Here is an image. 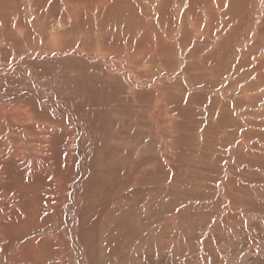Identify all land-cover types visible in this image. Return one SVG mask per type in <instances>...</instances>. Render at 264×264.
<instances>
[{
	"label": "rangeland",
	"instance_id": "1",
	"mask_svg": "<svg viewBox=\"0 0 264 264\" xmlns=\"http://www.w3.org/2000/svg\"><path fill=\"white\" fill-rule=\"evenodd\" d=\"M190 1L183 2L190 5ZM257 1L262 3V10L256 9V15L258 11L259 15L255 21L256 25H259L264 12V0ZM237 3V6L241 7L238 12H245L244 5ZM247 15L234 19L237 21V24H234L238 27L236 34L241 40H246L245 50L254 44V51L242 55L234 44L229 50L230 62L237 56L232 67H228V63H224L222 59L208 62L213 68L226 67L221 74H214L213 81L210 82L222 81L223 74L229 71L230 78L224 81V88L228 91H231L232 87L236 90L241 84L249 87L246 78L252 76L248 75L251 71L245 69L241 74L237 73L238 66L235 64L243 58L239 65L247 64L246 67H249L248 64L254 60V52L264 48V41H258L259 38L244 37L246 34L243 22L247 24ZM230 21L233 22V19ZM208 35L196 41L197 48L202 46V39L208 40ZM224 37L222 39H225ZM253 40L254 43L250 42ZM7 48L5 46L6 51L1 54L3 57L8 53L2 58L3 61L12 55L11 48ZM193 49L195 47L186 46L184 54L189 55ZM15 52L17 53L18 49ZM164 57L162 59L167 61V67L177 65L175 51ZM57 60L52 59L36 65L35 69L38 68L40 73L34 81L25 76L27 81L22 88L32 94L28 97L27 92V98L30 99L21 104L30 111L33 110V118L31 120L22 117L20 122L23 123H12L13 128L18 125L28 126L30 134L34 131L32 124L36 123L34 139L45 142L43 138L53 136L51 146L39 144V147L36 142L35 148L30 149L31 152H38L36 155L41 157L39 161L35 159V153L30 154L27 159L15 158L13 155L10 157L16 147V143L11 139L13 146L10 142L0 146L2 156L7 155L10 159L6 158V161L1 163V166L8 168H5L8 179L2 185L8 192L3 190L4 193H0V196L3 195L0 198V264H264L263 125L259 128L264 116L261 115L264 111V100H258L261 105L257 110H252L249 108L251 104L245 103L243 112L239 111L242 118L250 120L244 129L242 124L240 125V117L235 113L238 106H229L225 101L218 104L220 97L201 86L207 85L208 81L190 76L191 85H200L190 89L183 80H178L176 85L182 96L188 95H185L184 99L180 97L182 104L190 101L189 104L196 103L197 106L185 112L181 106H172L170 122L174 129L171 132L159 129L161 132L158 131L159 135H155L152 133L153 126L143 113L144 106L141 107L139 102L141 97H150L148 92L141 91L136 104L129 99H123L113 106L117 99L119 101L120 97L124 96L128 98V95L121 93L124 89L120 86L109 84L108 79L102 78L101 73L104 71L102 69L101 73L98 72L97 62L87 58L85 61L75 58ZM156 66L160 71L159 66ZM159 71L153 75H158ZM75 83L78 86H75ZM172 87L178 91L175 85L172 84ZM137 93L139 94L138 91ZM228 98L231 102L237 100L236 94H231ZM52 109L57 112H51ZM45 119L51 126L65 124V133H50L43 124L47 122ZM68 119L71 122H66ZM74 122L80 125L81 133L76 129ZM183 127L186 129L183 130ZM44 130L43 137V134L38 132L43 133ZM179 130L181 133L178 135ZM171 134L173 142L179 137L172 147L175 154L163 155L164 149L159 141L161 138H169ZM217 136L224 140L216 139ZM240 136L244 142L238 146L235 143ZM78 141L80 144L76 143ZM199 141L201 144L209 143L211 147L203 145V149L199 148ZM68 145L69 148L72 145L74 147L69 149ZM138 150L143 154L140 155ZM66 151L71 157L69 164L63 158ZM137 174L140 176L137 177ZM56 181L60 184L57 185ZM17 184L24 185L25 188L22 190ZM227 185L233 188L231 194L226 190ZM222 188L228 194L224 196L226 198L222 197ZM239 190L244 195L233 199ZM29 193L33 194V197L37 195L34 197L35 203L41 207L38 206L34 213V224L26 217V212L32 208L30 198L33 197H30ZM12 199H16L14 201L17 204L12 202Z\"/></svg>",
	"mask_w": 264,
	"mask_h": 264
},
{
	"label": "bare ground",
	"instance_id": "2",
	"mask_svg": "<svg viewBox=\"0 0 264 264\" xmlns=\"http://www.w3.org/2000/svg\"><path fill=\"white\" fill-rule=\"evenodd\" d=\"M167 1L169 0H0V85H1L0 86V140H1L0 146L4 145L5 142H8V143L10 142V144L13 142L17 144V145L14 144L16 147L15 148L13 147L14 149L12 150V153H10L11 155L9 156L12 157L13 155L15 158L19 157L22 159H27V157L30 154L34 155L35 152H31L30 149L35 148L37 143H38V146L39 144L40 145L45 144L46 146H49V145L51 146V140L53 139V136L51 134H48V135H51L52 137L49 138L46 136L45 138H43L45 142L38 141V139L37 140L34 139L33 132H35L36 123L32 124L34 126L33 128L32 127L31 128L34 129V131L31 132V134L29 132L30 130L28 126L21 127L18 125V127L14 126L13 128L14 124L12 123L14 122L23 123V122H20V119H22V117H28V119L31 118L32 120L33 115L31 112H33V110L30 111L28 108L25 107V105L23 106L21 104V103H24L23 101L26 102L28 99H30V98H27V95L29 97L30 96L29 94H32L29 90L22 88L24 83L27 81L25 76H28L32 81H34L35 78L39 77V73H40L38 68H37L38 70L35 69L36 65L38 66V64H41V63L43 64L45 63V61L52 60V59L53 60L61 59L63 61H66L68 58L69 59L75 58V60L78 59L81 61L82 60L85 61L84 59L87 58V60L97 62L98 66H96V68L98 67L97 68L98 72L101 73V70L103 69L102 71H104L105 73V74L103 72L101 73V75L103 74L102 78L108 79L109 84L114 83L120 86L122 89H124V91L122 90L121 93L124 95H128V98L127 96H124V97H120L119 101L117 99V101L114 102L113 106H116L117 105L116 103L121 102V100L123 99L124 100L129 99L131 100L133 104H136L137 96L141 95V91L145 90L144 93L148 92V96L150 97L147 99H144V98L142 99L141 97V100L139 102H141V107L142 105L144 106L143 113H145L147 117V121H149V123L153 126L154 131L152 133H155V135L156 134L159 135L158 131H160L161 129L166 130L167 132H171V130L174 129V127L172 128V125L170 122L172 121L171 120L172 118L170 116V111H171L170 108L172 109V106H181L184 109V112L185 110L187 111V110L192 109V107L193 106L195 107V105L197 106L196 103L189 104L190 101H188L189 103L186 101V103L183 105L182 104L183 102L180 101L181 100L180 97L184 99V97L188 95L183 94L182 96L176 85L178 84L177 82H179L180 80H183L185 85L190 89L191 88L193 89V87L195 86H199L200 85L199 83H198L199 85H191V83L189 82L190 76H194V78L196 79L197 78L206 79L208 81L207 85L201 84V86L206 88L212 94H216L217 96L220 97L218 99L220 101V102L218 101V104H221V102L225 101L226 103H228L229 106H236V107L238 106L235 113L240 117L242 121V122L240 121V125L242 124L241 127L245 129L248 123L250 122V120H247L246 117L242 118L239 111L243 112L244 107H246L245 103H250L251 107L249 108H251L252 110L253 109L257 110V108H259V106L261 105V103L258 100H264V48L260 47L261 50L259 49L254 52V55H255L253 58L254 60L252 61L253 63L251 62L250 64H248L249 67H246L247 64L245 66L243 65L244 67L242 65H239V63L241 62L243 58L240 60H237V63L235 64L238 66V68H236L237 73L241 74L245 69L249 72L251 71L248 75L251 74L252 78L251 77L249 78L248 76L246 78L247 82H249V87H246L245 84H244L245 86H242L241 84L236 87V90L232 89L234 87L232 88L230 87L231 91L225 90L224 86L226 85H224V81H227L226 79H228V77L230 78V74H228L229 71L227 72V74H223L222 81H218L217 83L216 81L212 82L213 81L212 78L215 75H217L219 72L220 74L221 72H224L226 67L223 66L224 70L219 69L217 67L213 68L212 65H209L208 62H211L212 60L215 61L217 59H222L224 63L225 62L228 63L229 65L228 67H232L233 63L236 62L235 58H237V56L236 57L234 56L232 61L230 62L229 50H230V47L234 44L236 46L235 48L241 51L242 55H244V53L246 55L247 52L254 51L252 50V48H254V44H252L248 50H245L246 40H243V39L241 40L238 34H236V32H238L237 31L238 27L236 26L237 21H235L234 19H239L240 16H243L246 14L249 15V17H247L248 15L245 16L247 19V24L245 25V22H243L244 23V34H246L247 36V37L246 36L244 37L249 38V39H252L255 37V38H259L258 41L260 40L264 41V12H263L262 19L259 22V25H256V21H255V18L259 15V11L256 15V9L258 8L257 10H262L261 9L262 3H260V1L258 2L257 0H203L204 2H201V3H199L198 1L195 2V0L192 2L191 0L190 5L189 4L187 5L183 2L184 0H173V2H170V1L167 2ZM237 2H241L240 5H244L245 12L244 11L238 12V8H241V7L237 6L239 4ZM230 19H233V22H231ZM234 22H236V24H234ZM205 34L206 35L211 34L212 36L208 35L209 36L207 38L208 40L202 39V41H200V43H202V46L197 48L196 41H198L203 36H206ZM223 37L226 39V41L225 39H222ZM250 42L254 43L255 41L253 40ZM189 45L192 47H195V49L191 50V53L189 55H185L184 49H186V46H189ZM5 46L6 48L7 47H9V49L11 48L10 52L12 53V55L11 57L9 56V58H5L7 60L3 61L2 58L8 55L7 53L3 57L1 56V54L3 55L4 52L6 51V49L4 50ZM17 49H18V52L16 53L15 51H17ZM174 51L176 53L177 65L172 68H169L167 67L168 65L167 61L165 59H162V57L165 58L164 56H167L168 54ZM218 63H219V60H218ZM156 65L159 66V68L161 69L160 71L158 70V67ZM250 65L253 67L252 69L248 70V68H251ZM154 66H155V69H153ZM219 70H223V71H219ZM157 71H159L160 73L154 76L153 74H155ZM77 74H79V72H77ZM50 76H51V73H50ZM62 76H65V75H62ZM68 76H69V73H68ZM18 77H20L19 78L20 80L17 79ZM102 78H101V82H102ZM95 80H97V78ZM210 80L212 81L210 82ZM42 82H47V81H42ZM55 82H60V81H55ZM48 83H49V80H48ZM172 84L175 85V88L177 87L178 91H176V89H173ZM229 84L231 83L229 82ZM43 85L45 84L43 83ZM75 86H78V84L75 83ZM217 86H220V87L215 90L214 87H217ZM58 87L59 86H57V88ZM146 88H149V89L146 90ZM74 89L76 90V88ZM137 91L139 92V94L137 93ZM234 91H237V93ZM231 94L233 95L236 94L237 100L235 102H231L229 100L230 98L228 97H230ZM254 106H257V107H254ZM60 108H61V105H60ZM62 108H64L63 105H62ZM53 109L51 112L54 111L56 113L57 111ZM263 114H264V111L263 113H261V115ZM41 115L43 116V114ZM116 116H119V115H116ZM217 116H218V113H217ZM65 120L67 119L65 118ZM262 120H263L262 122L259 121L260 122L259 128L262 127V125L264 128V116H262ZM46 121L47 122L43 124L49 129L50 133L54 135L56 133L58 135L61 132L65 133L66 128H67L65 124H61V125L53 124V126H51L49 124V121L48 120ZM69 121L70 120L68 119V121L66 122H69ZM256 121L257 120H255V122ZM74 125L76 129L78 130V132L80 131L81 133L80 125L78 123L76 124L75 122H74ZM11 128H13V130ZM185 129L186 127H183V130ZM44 132L45 130L43 131V133L42 132H38V133L43 134V137H44V134H45ZM177 132H178V135L181 133L180 130ZM172 133H174V130L172 131ZM223 134H225V132ZM31 135L33 137H31ZM218 137L219 136H217L216 139H219V140L223 139V138H220V137L218 138ZM10 139L12 140V142L10 141ZM119 139L121 140V138ZM173 139L174 138L172 137V134L169 138L166 137L164 139L162 138L160 139L159 142L161 143V147L164 149L162 151L163 155L173 156L175 154L172 151V147L174 146L173 144L177 141V139H175V142H173L174 141ZM243 142L244 140L240 136L238 137V140L235 144L240 146L243 144ZM76 143L80 144V141ZM127 143H129V141ZM197 144L199 148L200 147L202 148L203 145L211 147V145H209V143H206V142L201 144V141H199V143L197 142ZM179 145L180 144H178L177 146V150L180 149ZM72 147L74 146L72 145L69 148V145H68L69 149H71ZM9 148L7 149V151L9 150ZM78 149H80V147ZM245 149L247 150L248 148L246 147ZM1 150H0V193H2L3 190L4 191L6 190L4 188L5 186L2 187V185L5 184V181H7L8 179L7 177L8 173L6 172L8 168L5 167L7 168V170H5V168L1 166V163L6 161V158L10 160L9 156L7 155L2 156L3 154L1 153ZM33 150L35 151L36 149H33ZM167 152H169V154ZM199 152H200V149H199ZM37 153H35V155ZM141 154L143 153H140V155ZM36 156L37 157L35 159H37L38 161L41 160V157L39 156V154ZM63 158H65V160L67 161V164L71 163L70 162L71 157L69 153L67 154V151L65 152ZM46 161L47 160H45V162ZM251 167H253L252 164H251ZM39 168L40 167H38V169ZM144 169L142 168L143 171ZM139 176L140 175H138L137 177ZM135 179L137 178L135 177ZM59 181H56L57 185L60 184L61 181L60 182ZM226 182L228 184V181ZM36 186L37 185L35 184V187ZM17 187L20 189L22 188V190L25 188L24 185L19 186V184H17ZM32 187H33V184H32ZM232 189L233 188L230 187V185L226 186V190L229 194H231L230 191H232ZM34 190L32 191L34 192ZM27 191H29V189ZM227 192L225 193V189L222 188L221 190V193L223 195L222 197L227 196L228 195ZM19 194L20 193H18V195ZM5 195H7V193ZM32 195L33 194H30V197ZM35 195L34 197L36 198L37 195L36 196ZM241 195H244V194H242V192L240 191L236 193L235 196H233V199L236 198L237 196H238L237 198H240ZM2 196H0V198H2ZM34 197L30 198V204L32 207L31 210H28L26 212V217H28L27 220L33 222V224H34V219L36 217L34 213L37 211V208L39 206L38 204L35 203ZM148 199L150 200L151 198H148ZM14 200L16 199H12V202L16 203ZM36 219H38V217ZM23 223L24 222H22V224ZM37 262H38V259H37Z\"/></svg>",
	"mask_w": 264,
	"mask_h": 264
}]
</instances>
